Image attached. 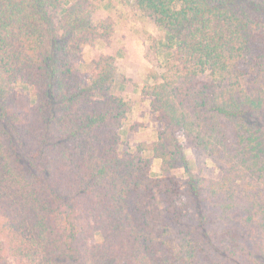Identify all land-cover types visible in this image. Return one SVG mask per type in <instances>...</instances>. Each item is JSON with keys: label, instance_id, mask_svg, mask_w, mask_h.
I'll return each instance as SVG.
<instances>
[{"label": "trees", "instance_id": "obj_1", "mask_svg": "<svg viewBox=\"0 0 264 264\" xmlns=\"http://www.w3.org/2000/svg\"><path fill=\"white\" fill-rule=\"evenodd\" d=\"M103 1L0 0V264H264V0H134L164 33L135 151L117 58L81 69Z\"/></svg>", "mask_w": 264, "mask_h": 264}, {"label": "rangeland", "instance_id": "obj_2", "mask_svg": "<svg viewBox=\"0 0 264 264\" xmlns=\"http://www.w3.org/2000/svg\"><path fill=\"white\" fill-rule=\"evenodd\" d=\"M73 1V0H72ZM100 4V3H99ZM98 4V5H99ZM98 7V6H97ZM107 11L114 12V14L108 15L104 12H100L98 9L95 11L94 19L96 23H99L100 21L106 19L108 16H114L116 19V26H117V17L124 16L127 14H132L131 11H134L137 9L135 7V3H132V0H108L107 1ZM133 8L131 11L130 9ZM105 10V9H104ZM106 11V10H105ZM129 11V13H128ZM146 19H148L146 17ZM147 24H145V36L147 37V45L145 46V52H144V58L146 59V53L149 52H155L157 49L158 42L161 41L164 37V33L156 31L155 26L156 24L148 19ZM149 24V25H148ZM116 33V32H115ZM155 33V34H154ZM114 44V38L111 44H109L111 47H113ZM88 54H85L86 61L83 60L82 64V72L84 75H87V72L90 70L91 62H89ZM97 55V54H96ZM109 55V54H108ZM147 62V70L144 71V67L146 66V63L141 61V65H137L132 63L130 67V76L131 78L128 79L130 81H127L126 78L128 76H125L124 74L118 73V82L117 86L115 88V92L118 95L124 96L128 99H130L135 105L133 111L130 113L128 120L126 124L124 125L122 129V146L121 150H128V151H135L136 148L141 145L145 144L146 146H150L157 138V133L159 130V124L154 121L151 115V108L150 104L147 101V99L143 98L141 95L138 94L139 90L141 91V88L147 83V77L151 64ZM140 69H143V74L139 75L138 71ZM146 72V73H145ZM123 83L130 84L127 88H124L123 91H121V85ZM143 83V86H140L139 84ZM134 84L136 85L134 87ZM17 91L20 94V97L24 101V109L22 110V115L24 117L28 116V109L32 104L33 101V93L30 89L27 88L26 85L23 83H18L16 85ZM188 154L191 155L190 152ZM144 156L153 159V176H162L164 175L161 171V160L154 158L153 153L149 150H146L144 152ZM209 166L212 168V173L215 177H219L221 175L220 171L211 163L208 162ZM171 175H176L180 182L183 184L187 179V174L185 173L184 169H177L169 173Z\"/></svg>", "mask_w": 264, "mask_h": 264}, {"label": "crops", "instance_id": "obj_3", "mask_svg": "<svg viewBox=\"0 0 264 264\" xmlns=\"http://www.w3.org/2000/svg\"><path fill=\"white\" fill-rule=\"evenodd\" d=\"M107 1L104 0L101 2L97 9L100 12H104L105 14L111 15L114 14L115 11H107ZM132 3H135L134 0H132ZM106 11H105V10ZM133 8L130 9V11ZM132 14L128 13L124 16H118L117 17V26H116V33L114 36V44L113 47H111L108 43H106L103 40H98L95 45L93 46H87L84 49L85 54H88V60L91 62L93 58L98 53H107L109 55H112L117 58L118 63V73L124 74L125 76H128L126 78L127 81H130L128 79L131 78L130 73L131 69L129 65L131 66L132 63L137 64L138 66L141 65V61L146 63V66L144 67V71L147 70V62L146 59L143 57L145 52V46L147 43V37L145 36V24L149 23L148 19H146L145 16L142 15V13L134 8V11H131ZM149 25V24H148ZM156 31L162 32L163 31L155 26ZM155 34V33H154ZM84 61H86V56L83 57ZM139 75L143 74V69H140L138 71ZM146 73V72H145ZM147 77V75H146ZM147 79V83H150L151 81ZM130 84L123 83L121 85V91H123L124 88H127ZM140 86H143V83L139 84ZM136 85L134 84V87ZM139 95H141V91L138 92ZM149 102V100L147 99ZM150 104V102H149Z\"/></svg>", "mask_w": 264, "mask_h": 264}]
</instances>
